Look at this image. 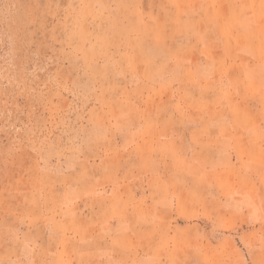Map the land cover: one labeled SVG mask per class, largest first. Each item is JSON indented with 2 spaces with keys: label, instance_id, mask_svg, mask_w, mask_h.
<instances>
[{
  "label": "rangeland",
  "instance_id": "rangeland-1",
  "mask_svg": "<svg viewBox=\"0 0 264 264\" xmlns=\"http://www.w3.org/2000/svg\"><path fill=\"white\" fill-rule=\"evenodd\" d=\"M0 264H264V0H0Z\"/></svg>",
  "mask_w": 264,
  "mask_h": 264
}]
</instances>
